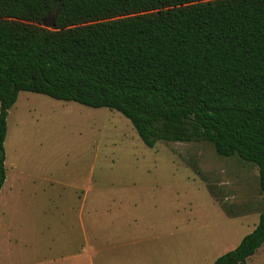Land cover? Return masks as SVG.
Returning <instances> with one entry per match:
<instances>
[{"label": "trees", "instance_id": "obj_1", "mask_svg": "<svg viewBox=\"0 0 264 264\" xmlns=\"http://www.w3.org/2000/svg\"><path fill=\"white\" fill-rule=\"evenodd\" d=\"M20 91L115 110L150 148L209 141L256 165L257 224L212 264L264 243V0H0V188Z\"/></svg>", "mask_w": 264, "mask_h": 264}, {"label": "rangeland", "instance_id": "obj_2", "mask_svg": "<svg viewBox=\"0 0 264 264\" xmlns=\"http://www.w3.org/2000/svg\"><path fill=\"white\" fill-rule=\"evenodd\" d=\"M4 151L0 258L9 264L80 248L85 185L86 209L136 216L146 230L134 249L118 247V264H212L258 221L256 165L217 154L209 141L147 147L127 118L106 107L20 91ZM252 256L250 264H264V243Z\"/></svg>", "mask_w": 264, "mask_h": 264}, {"label": "crops", "instance_id": "obj_3", "mask_svg": "<svg viewBox=\"0 0 264 264\" xmlns=\"http://www.w3.org/2000/svg\"><path fill=\"white\" fill-rule=\"evenodd\" d=\"M82 197L84 210L81 211L78 228L80 248H70L66 250L64 256L50 257L43 262L31 264H118L120 259L117 253L118 247L123 246L124 248L131 247L134 249L137 243L144 240L140 238V234L146 230L135 226L136 216L123 218L121 214L108 213L99 210L97 206L95 210L86 209L88 200L86 185L85 194ZM10 229L11 227L6 225L3 231L8 235ZM147 241H151V239ZM126 254V251H124L123 260ZM252 255L247 258V264H250V259L254 257ZM0 264L9 263L0 258Z\"/></svg>", "mask_w": 264, "mask_h": 264}, {"label": "water", "instance_id": "obj_4", "mask_svg": "<svg viewBox=\"0 0 264 264\" xmlns=\"http://www.w3.org/2000/svg\"><path fill=\"white\" fill-rule=\"evenodd\" d=\"M55 15L56 14H53L43 18L42 25L46 27H53L55 25Z\"/></svg>", "mask_w": 264, "mask_h": 264}]
</instances>
